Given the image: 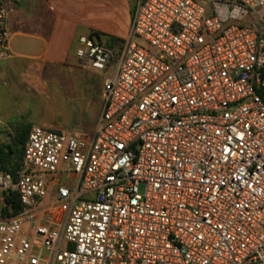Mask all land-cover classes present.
I'll return each instance as SVG.
<instances>
[{"label": "built area", "instance_id": "obj_1", "mask_svg": "<svg viewBox=\"0 0 264 264\" xmlns=\"http://www.w3.org/2000/svg\"><path fill=\"white\" fill-rule=\"evenodd\" d=\"M80 43L110 71L101 116L32 125L0 169V206L22 205L0 209V264H264V0H137L123 40Z\"/></svg>", "mask_w": 264, "mask_h": 264}, {"label": "crops", "instance_id": "obj_2", "mask_svg": "<svg viewBox=\"0 0 264 264\" xmlns=\"http://www.w3.org/2000/svg\"><path fill=\"white\" fill-rule=\"evenodd\" d=\"M136 4L137 0H6L13 54L0 60V122L7 109L31 102L36 91L58 86L66 102L77 108L78 123L86 125L71 132L92 135L103 110L99 113L97 108L104 106L99 81L109 70L94 69L78 57L80 37L108 45L123 40Z\"/></svg>", "mask_w": 264, "mask_h": 264}, {"label": "rangeland", "instance_id": "obj_3", "mask_svg": "<svg viewBox=\"0 0 264 264\" xmlns=\"http://www.w3.org/2000/svg\"><path fill=\"white\" fill-rule=\"evenodd\" d=\"M105 74L109 75L110 71H107ZM99 82L101 92L104 78ZM64 96V92L58 86H55L54 89L49 91H36L33 94L31 102H19L20 104H17L18 107L15 109H7L4 116L5 121L0 122V145L12 143L16 127L21 123L29 124L31 127L33 124H36L34 121H38L44 122V125L47 127L70 131H76L79 130L80 126L82 128L86 126L78 123L79 118L75 114L77 108L67 103ZM102 107L101 103V106L97 108L99 113ZM95 124L92 125L91 131L96 128Z\"/></svg>", "mask_w": 264, "mask_h": 264}, {"label": "trees", "instance_id": "obj_4", "mask_svg": "<svg viewBox=\"0 0 264 264\" xmlns=\"http://www.w3.org/2000/svg\"><path fill=\"white\" fill-rule=\"evenodd\" d=\"M115 39V38H114ZM30 125L21 123L17 125L12 143L0 145V169L12 173L14 176L23 165V149L27 140ZM4 201L0 209L6 214H15L22 208L16 193L4 195ZM11 204L12 211L9 212L8 205Z\"/></svg>", "mask_w": 264, "mask_h": 264}]
</instances>
